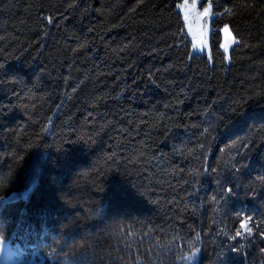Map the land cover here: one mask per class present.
I'll list each match as a JSON object with an SVG mask.
<instances>
[{"label":"trees","instance_id":"16d2710c","mask_svg":"<svg viewBox=\"0 0 264 264\" xmlns=\"http://www.w3.org/2000/svg\"><path fill=\"white\" fill-rule=\"evenodd\" d=\"M208 1L211 62L180 0H0V252L264 264V0Z\"/></svg>","mask_w":264,"mask_h":264},{"label":"rangeland","instance_id":"374dc122","mask_svg":"<svg viewBox=\"0 0 264 264\" xmlns=\"http://www.w3.org/2000/svg\"><path fill=\"white\" fill-rule=\"evenodd\" d=\"M185 3V0H180V2H178L177 4V9L180 12L182 21H183V25H184V31L185 34L187 36V38L190 41V52L192 54H205L208 61L211 62V53H210V35L211 32L209 33V35L207 37H205V39H207L208 41V47L204 48L202 51L197 48V49H193V43L194 42H198L201 39V31L204 29H210L212 30L211 27V20L213 18V11L211 8V18L209 17H200L198 14L203 12V9L206 7H209V5L211 6L210 2L208 0H187L188 5H192L193 3L196 4L195 8H189L187 14H188V20H185V10L182 8H179L178 5H183ZM189 25L191 26V30L189 29ZM225 26H223L220 29V33H221V40H220V49L224 54V60L226 62V64L229 63V53L230 50L232 49V47L234 46L235 43H231V37H233L230 29L229 32L226 33L225 32ZM226 42H228L230 44V47L228 48V51L226 52L225 49L223 47H221V45H224ZM229 101L227 100H222L221 104L217 106V111L221 112L222 110L226 109L229 105ZM7 142V141H5ZM52 183H54L55 185H57L56 181H53ZM84 199H79L77 204H82V201ZM77 204L74 207H80V205L77 206ZM72 209V208H71ZM78 209V208H76ZM74 208V213H78L79 211L76 210ZM71 210H65V213H63V215H65L66 217H68V219L70 218V212ZM105 218V222H112V218H108L106 216H104ZM117 218H120V216H117ZM72 219V218H71ZM100 230V226H96V227H91L88 226L85 231L83 236L85 237H90L95 239L98 236V232ZM32 261V264H43L41 259L39 258H34V260H32V257H27V258H20V261L18 262V260L13 261L11 259V256L6 253V255L2 256L0 255V264H26L28 261ZM31 264V262H30Z\"/></svg>","mask_w":264,"mask_h":264},{"label":"snow or ice","instance_id":"6c2138e0","mask_svg":"<svg viewBox=\"0 0 264 264\" xmlns=\"http://www.w3.org/2000/svg\"><path fill=\"white\" fill-rule=\"evenodd\" d=\"M178 7L185 10V13H186L185 14V20L187 21L188 18H189L188 14H187L189 8H195L196 4L193 3L192 5H188L187 0H185V3L183 5H178ZM226 11H228V10H226ZM198 15L200 17H209V18H211V6L209 5V7L204 8L203 12L199 13ZM48 22L52 23L51 18H49ZM189 29L191 30V26L190 25H189ZM224 30H225L226 33L229 32V29H228L227 26H225ZM210 32H211L210 29L202 30L201 31V39L198 42H194L193 43V49L199 48L202 51L204 48L208 47V41H207V39H205V37H207ZM231 43H239V41L235 37H231ZM221 47H223L225 49V51L227 52L228 48L230 47V44L228 42H226L224 45H221ZM37 186H38L37 182H33L31 184V187L27 191L20 192L18 194V196L20 198L26 199L28 197L29 192L32 191ZM228 191L230 192L231 189H228ZM15 198H17V197L13 196V199H15ZM250 221H251V217H248L247 219H245L240 225V228L242 229V231H237L235 236L232 237V239L235 240L237 237H241L244 233H247L248 236H251L253 234V228L249 226ZM197 239H199V234H197ZM233 248H234V246H233ZM198 252H199V249H194L193 250V254L189 255L188 257H186V260L189 262V264H192V262L196 259V257L198 256Z\"/></svg>","mask_w":264,"mask_h":264}]
</instances>
